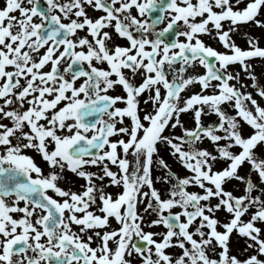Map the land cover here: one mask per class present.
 I'll list each match as a JSON object with an SVG mask.
<instances>
[{
    "label": "snow or ice",
    "instance_id": "1",
    "mask_svg": "<svg viewBox=\"0 0 264 264\" xmlns=\"http://www.w3.org/2000/svg\"><path fill=\"white\" fill-rule=\"evenodd\" d=\"M242 25L264 0H3L0 264H264Z\"/></svg>",
    "mask_w": 264,
    "mask_h": 264
},
{
    "label": "rangeland",
    "instance_id": "2",
    "mask_svg": "<svg viewBox=\"0 0 264 264\" xmlns=\"http://www.w3.org/2000/svg\"><path fill=\"white\" fill-rule=\"evenodd\" d=\"M244 32H251L252 35L260 38V45L262 47H264V29L252 27L250 25H242L241 26V31L234 37V39L242 47H247V42H246V39L244 37ZM204 39L206 40L207 43L213 45L214 47H217V48H220L221 47V45L217 41H215V40H212V39H210L208 37H204ZM251 63L253 65L254 71H255L257 77L259 78L260 82L262 84H264V59L255 58V59L252 60ZM237 67H238V65H237ZM200 71H203V69L201 68ZM247 83L248 84H251L252 81L251 80H248ZM248 90L249 91H253V93L255 94V90L254 89L249 88ZM257 99H259V97H257ZM261 103L264 104V100H262ZM214 119H215V116H212L210 118V120H214ZM258 151H259V149H258ZM163 154L165 155V158L168 159V161H169L170 164L171 163H174V161L172 160V158L169 157L167 155V153H163ZM246 170H247V167H245V169H242V171H246ZM156 174H158V173H156ZM159 186L160 185L158 184L157 187H159Z\"/></svg>",
    "mask_w": 264,
    "mask_h": 264
},
{
    "label": "flooded vegetation",
    "instance_id": "3",
    "mask_svg": "<svg viewBox=\"0 0 264 264\" xmlns=\"http://www.w3.org/2000/svg\"><path fill=\"white\" fill-rule=\"evenodd\" d=\"M0 6H3V0H0ZM197 90H198V86H197ZM185 119H188V117H184ZM35 155V154H34ZM37 160H38V162H39V160H40V158L37 156ZM93 171H95V169H93ZM69 181H68V183L67 184H65V186H70V185H72V182L73 181H75L76 180V178L70 173L69 175ZM82 183H84V181L83 180H79L74 186H75V188H76V190H79V187H78V185L79 184H82ZM108 191H111V192H113V193H115L116 191H118L117 189H115V188H109L108 189ZM112 224H113V227H115L116 226V222L113 220V222H112Z\"/></svg>",
    "mask_w": 264,
    "mask_h": 264
}]
</instances>
